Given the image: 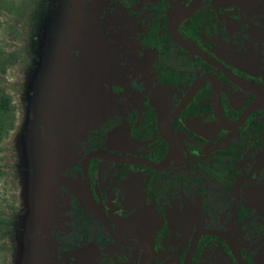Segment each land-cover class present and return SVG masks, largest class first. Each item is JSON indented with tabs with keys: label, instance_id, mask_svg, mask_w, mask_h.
I'll use <instances>...</instances> for the list:
<instances>
[{
	"label": "flooded vegetation",
	"instance_id": "flooded-vegetation-1",
	"mask_svg": "<svg viewBox=\"0 0 264 264\" xmlns=\"http://www.w3.org/2000/svg\"><path fill=\"white\" fill-rule=\"evenodd\" d=\"M78 1L94 6L95 31H88L86 36L89 39L98 37L99 42L105 48L113 49L117 56L110 53L99 58L96 49L78 39H73L72 46L60 42V69L63 75H68L69 81L65 85L57 71L63 89L66 87L69 91L70 88L72 94H77L87 88L89 76V80L94 81L90 83L91 91L97 97H111L127 113L117 114L99 126L83 130L87 140L83 144L84 156L77 164L80 169L71 167L64 176L58 175L73 179L75 186L54 187L61 189L62 196L67 195L70 199H58L47 193L48 201L55 209H65L63 214L76 205L93 218L94 230L107 239L104 248L93 251L94 257L96 254L93 263L105 264L110 256H115L117 263L141 264L146 251L117 244L93 210L83 186V160L88 152L102 148L112 153L161 161L169 146L160 135L158 111L151 105L152 94L166 85L170 106L175 108L196 80L210 77L211 81L204 82L186 109L170 122L169 130L175 134L177 149L166 169L154 171L145 165L94 159L88 165L90 190L118 235L142 240L149 234L155 248L154 264H186L187 253L200 229L220 230L229 235L245 264H264V144L261 148L255 146V114L264 113V104L237 129H224L215 117L214 82L219 90L218 109L227 122L236 121L257 99V94L186 50L194 57L186 55L177 59L174 53L171 58H161L158 38L152 51L145 41L149 32L145 22L165 15L169 33L172 14L195 0H135L134 6V3L130 6L129 0ZM162 1L170 6L169 10H159ZM246 1L247 8L235 0L215 4L212 0H204L194 14L201 12L206 19L198 42L184 37L180 31L194 15L181 23L179 34L201 46L241 80L264 86V0ZM123 35L132 47H120L119 39ZM67 50L71 53H66ZM86 55L88 57L84 60ZM65 60H68L71 71L63 67ZM81 64H85V69ZM167 76L170 79L177 76L184 83H164ZM116 78H123L126 83H116ZM195 102L198 103L192 109L195 113L190 114V107ZM71 125L66 133L78 132L77 126ZM103 125L107 128L104 141L87 151L89 139L95 134L92 130H99ZM162 141L167 152L157 158ZM62 219L58 220L61 222ZM74 249L73 252L63 251L62 257H56L70 264H81L78 244L73 246ZM192 264L240 262L229 240L203 234Z\"/></svg>",
	"mask_w": 264,
	"mask_h": 264
},
{
	"label": "rangeland",
	"instance_id": "rangeland-1",
	"mask_svg": "<svg viewBox=\"0 0 264 264\" xmlns=\"http://www.w3.org/2000/svg\"><path fill=\"white\" fill-rule=\"evenodd\" d=\"M39 1L0 0V65L6 70L1 74V80L13 104L12 125H9L8 130L4 132L0 123V222L8 220L18 226H31L41 222L29 214L35 204L34 192L28 178L32 167L30 162L36 158L35 161L39 160L41 163L47 193L69 201V196L63 197L61 189L54 188L53 183L59 174L70 172L71 167L81 162L84 156L83 144L87 140L83 130L99 126L117 114L127 113L111 97L105 95L97 97L92 91L83 88L81 92L72 94L73 101L70 106L78 121L76 125L78 132L65 133L61 139L58 134L45 135L46 130L44 126L43 128L40 126V121L43 117L50 122L53 121L52 110L33 84L35 68L39 64L54 63L60 77L65 80L64 84H69V81L68 75H63L60 69L59 60L62 52H59L57 47L42 42L43 36L38 35L34 25L33 14L38 12L34 5ZM41 1L54 5L55 20L59 22L62 31L65 29L69 33L72 41L78 39L80 43L96 49L100 54L99 58L106 57L110 53L114 57L117 56L113 49L105 48L98 37L92 36L89 39L86 36L88 31H95L92 3L78 0ZM212 1L213 4L223 3V0ZM235 1L243 8L248 7L247 4L245 5L246 0ZM45 13L47 15L49 13L47 6ZM51 39L57 40L53 36ZM119 42L122 49L123 46L126 49L132 47L124 35ZM42 46L46 48L40 52ZM55 55L59 56L55 58ZM64 64L63 67L71 71L68 60H65ZM115 81L126 83L123 78H116ZM56 143H59L58 148L49 156ZM32 146H37L39 150L38 156L34 154L35 158L29 153L32 151ZM62 218L61 222L58 219L48 218L46 223L50 229L62 230V227L68 224L66 213L62 214ZM24 259L22 249L13 240L11 231L0 224V264H23ZM47 263L70 264L58 257L49 258Z\"/></svg>",
	"mask_w": 264,
	"mask_h": 264
},
{
	"label": "trees",
	"instance_id": "trees-1",
	"mask_svg": "<svg viewBox=\"0 0 264 264\" xmlns=\"http://www.w3.org/2000/svg\"><path fill=\"white\" fill-rule=\"evenodd\" d=\"M129 1H131L130 6L132 3H134L133 6L135 5V0ZM35 6L38 12L33 14V22L38 30V35L43 36L42 42L49 43L48 46L57 47L59 52V43L61 41L65 42L68 46H72L73 41L71 40L69 33L65 31V29L62 31L59 22H56L55 20L54 5L40 0L38 4L34 5V7ZM46 6L49 8L48 15L45 13ZM169 9L170 6L162 1L159 10L167 11ZM167 21V16L159 15L154 21L148 22L149 24L145 22L144 25L149 27V32L145 37V41L149 43L148 49L151 51L153 50L154 41L156 42V39L158 38L159 55L161 58H171L174 53L177 59H183L186 55L192 56L171 40L168 33ZM204 22H206V19L201 12L197 13L181 26V34L190 40L198 42V39L201 36V26H203ZM52 36L56 37L57 40L51 39ZM45 48V46H42L40 52ZM70 50L73 49L71 48ZM81 51L84 52V49L81 48ZM66 53H71V51L67 50ZM58 56L59 55H55L54 57L56 58ZM87 57L88 55L84 56L83 59L85 60ZM199 61L201 60L199 59ZM81 66L85 69V64H81ZM35 69L36 74L33 79V84L38 88L40 95H42V98L50 106L53 117V121L51 122L46 117H43L40 121V126L42 128L44 126V130H46V134L44 133L45 135L58 134L61 139V136L72 127L71 123L77 125V120L75 117L73 118L74 113L70 107L73 101L72 91L70 88L68 91V88L66 87L63 89L62 81L57 73L56 64L43 63L37 65ZM5 72V68L0 65V123L2 131L4 132L8 130L9 125H12L13 116L12 99L4 89L1 80V74ZM86 81L88 84L86 90L91 91L93 87H90V83H94V81H90L89 76ZM163 81L170 85L184 83V80L177 76L173 79H170L167 76ZM97 90H99V88H97ZM117 90L118 88L116 91ZM64 91L66 92V95H62L65 93ZM197 105V102L193 103V106L190 107V114L195 113L192 109L196 108ZM255 119V146L261 148L264 144V113L257 112L255 114ZM106 129L107 128L103 125L99 130H92L95 134L89 139L90 145L87 148V151L94 149L99 143L104 141V137L107 133ZM161 143V148L156 155L157 158H162L167 152L166 144L163 141ZM58 146L59 143H56L53 147L54 149L51 150L48 155L50 156L51 154H54ZM31 148L32 151L29 153L30 155L32 153L35 158L34 154L38 156L39 150L37 149V146H32ZM35 159L30 162L32 167H30V175L28 174L29 184L34 192L33 200L35 203L29 214L41 222L31 226H18L12 224L8 220H4L0 222V224H3L7 230L11 231L13 240L22 249V255L25 258L23 264H48L47 261L49 258L56 256L62 257L64 254L63 251H75V249L73 250V246L77 244L79 249H81V264H95L93 261L96 259V254L94 257L92 253L93 251L101 250L107 245L106 237L94 230L95 225L93 223V218L83 208H78L76 205H72L67 211L66 216L69 218V221L62 230L50 229L48 227L46 220L48 218L53 220L60 219L65 209H55L48 201L46 183L43 180L44 177L42 174L41 163L39 160L35 161ZM73 169H80V166L76 165ZM53 186H75V183L71 178L56 177ZM105 264H121V261L117 263L115 256H110Z\"/></svg>",
	"mask_w": 264,
	"mask_h": 264
},
{
	"label": "water",
	"instance_id": "water-1",
	"mask_svg": "<svg viewBox=\"0 0 264 264\" xmlns=\"http://www.w3.org/2000/svg\"><path fill=\"white\" fill-rule=\"evenodd\" d=\"M203 3L204 0H195L188 6L178 8L170 17L169 25H168L169 33L171 35L172 40L177 44H179L184 50L201 58L207 63L219 68L236 84L257 94V99L245 109V111L240 115V117L236 121L227 122L222 118L218 109L219 90L217 87V83L214 82L215 85H214L213 101L215 104V117L218 120L220 126H222L224 129L234 130L240 127L252 113H254L255 111L259 110L262 107V105L264 104V90H263L264 86L259 83H252L241 80L239 77L233 74L232 71H230L226 66H224L221 62H219L215 57H213L211 54L205 51L201 46L197 45L196 43L190 40L185 39L179 34V26L181 25V23L187 20L192 15H194L203 5ZM206 81H211V78L204 77L196 80L188 89L180 104L175 108H171L170 106L169 98H168L169 88L166 85H163L159 91H156L155 93L152 94L151 105L158 111L157 122H158L160 135L168 143L169 146L166 156L161 161L153 162L142 156L112 153L102 148L88 152L83 160V173H84L83 186L87 199L90 202L93 210L95 211V213L98 214L100 219L103 221L109 234L117 244L131 248H140L146 251L147 255L141 264L155 263V248L153 242L149 237V234H146V238L142 240H130L121 237L120 235L117 234V232L114 230L110 222V219L108 218L106 213L102 210V208H100V206L96 203V201L92 196L90 190V183H89L88 165L91 160L97 159L112 163L145 165L154 171H162L166 169L173 160L177 149V139L175 137V134L169 130L170 122L173 118L179 116L186 109V107L189 105L192 98L194 97L195 93ZM203 234H213L229 240L234 248V252L238 261L240 262V264H245L238 246L232 241L231 237L220 230H210V229H200L195 233L191 248L186 256V260H185L186 264H192V259L196 252L199 239Z\"/></svg>",
	"mask_w": 264,
	"mask_h": 264
},
{
	"label": "bare ground",
	"instance_id": "bare-ground-1",
	"mask_svg": "<svg viewBox=\"0 0 264 264\" xmlns=\"http://www.w3.org/2000/svg\"><path fill=\"white\" fill-rule=\"evenodd\" d=\"M253 103V102H252Z\"/></svg>",
	"mask_w": 264,
	"mask_h": 264
}]
</instances>
